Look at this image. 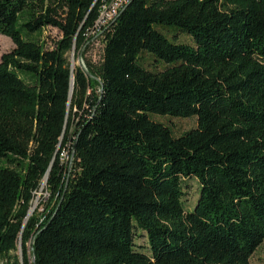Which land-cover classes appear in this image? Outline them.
I'll list each match as a JSON object with an SVG mask.
<instances>
[{"label": "trees", "instance_id": "obj_1", "mask_svg": "<svg viewBox=\"0 0 264 264\" xmlns=\"http://www.w3.org/2000/svg\"><path fill=\"white\" fill-rule=\"evenodd\" d=\"M97 17L96 0H0L14 44L0 56V264H251L264 240V0H129L99 68L85 62L95 92L69 53L88 49ZM45 27L61 34L51 47ZM152 115L197 123L175 135ZM46 174L49 202L23 225Z\"/></svg>", "mask_w": 264, "mask_h": 264}, {"label": "rangeland", "instance_id": "obj_2", "mask_svg": "<svg viewBox=\"0 0 264 264\" xmlns=\"http://www.w3.org/2000/svg\"><path fill=\"white\" fill-rule=\"evenodd\" d=\"M61 34L57 31L55 28L51 27H45L42 30V34L40 36L41 41L45 43V46L51 47L53 44V41L60 38ZM180 41H186L189 42L190 39L185 35H179ZM91 45V44H90ZM102 46H103V39H100L98 41H95L91 46L88 47L86 51L83 50L77 56V53H75V49L69 53V61L71 62L72 66H82L85 65V62H90L92 67L94 69H98L99 65L101 63V56H102ZM14 47L13 42L11 39L7 36L0 34V56L2 53L7 52L11 50ZM95 72V71H94ZM96 74H98L96 72ZM93 75V74H92ZM97 76V77H96ZM91 80L94 81L92 84V88L95 92H98L99 90V77L98 75H93V77H90ZM152 118L154 120L160 121L165 123L170 127L172 130V133L175 135H179L185 130H188L192 127L196 126V116H189V117H170L166 115H152ZM62 158L64 162L68 161L69 154L67 151L64 152L62 155ZM198 189H199V183L194 177H190L187 179H184L183 183V190L185 192L184 194V205L187 210L191 209L192 206L195 203V200L198 197ZM49 193L45 191V183L41 186L40 191H38L34 203L32 207L34 206L33 210L39 205V202H43L44 204H47L49 202ZM44 209V206H40L39 211H42ZM135 243L139 246H142V250L146 251L147 246V240L146 236L141 233L140 235L135 236ZM13 255H19V251L12 252ZM251 264H264V240L263 242L257 247V249L254 251L250 258Z\"/></svg>", "mask_w": 264, "mask_h": 264}, {"label": "built area", "instance_id": "obj_3", "mask_svg": "<svg viewBox=\"0 0 264 264\" xmlns=\"http://www.w3.org/2000/svg\"><path fill=\"white\" fill-rule=\"evenodd\" d=\"M125 2L126 0H107L105 2V8L102 10L101 23L94 24V29L87 41L88 47L95 41L103 39L104 30L115 21L120 11L124 8Z\"/></svg>", "mask_w": 264, "mask_h": 264}, {"label": "water", "instance_id": "obj_4", "mask_svg": "<svg viewBox=\"0 0 264 264\" xmlns=\"http://www.w3.org/2000/svg\"><path fill=\"white\" fill-rule=\"evenodd\" d=\"M82 67L85 69L86 73H87V76L90 78V77H93V75L91 73H89L87 70H86V67L85 65H82ZM71 70H72V66H71ZM72 87H73V76L71 75V78H70V93H69V99L71 97V92H72ZM69 103V102H68ZM73 153L71 154V157H72ZM43 180H47V174L45 175L44 179ZM32 214V212L30 211V208L28 209L27 211V214H26V217L24 218V221H23V225L26 223L27 219L29 218V216ZM20 237H21V234H20ZM19 237V249H20V238ZM29 248H32L33 244H32V241L29 242L28 244ZM20 256H21V251H20ZM21 258V257H20ZM31 260L32 262H34V256L32 255L31 256Z\"/></svg>", "mask_w": 264, "mask_h": 264}, {"label": "bare ground", "instance_id": "obj_5", "mask_svg": "<svg viewBox=\"0 0 264 264\" xmlns=\"http://www.w3.org/2000/svg\"><path fill=\"white\" fill-rule=\"evenodd\" d=\"M96 2H98V17L94 21L92 27L87 31L88 37H90V34L92 33V31L94 29V24H100L101 23L102 10L105 8V2H107V0H96ZM128 2H129V0H126L125 5H127ZM45 182L46 181L44 180V183ZM33 208H34V206L33 207H30V211L31 212H33Z\"/></svg>", "mask_w": 264, "mask_h": 264}]
</instances>
